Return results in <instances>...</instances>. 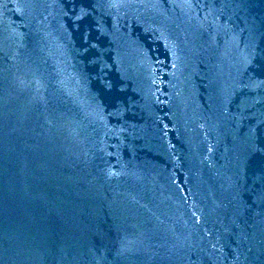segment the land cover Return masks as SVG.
I'll list each match as a JSON object with an SVG mask.
<instances>
[{
    "label": "water",
    "instance_id": "1",
    "mask_svg": "<svg viewBox=\"0 0 264 264\" xmlns=\"http://www.w3.org/2000/svg\"><path fill=\"white\" fill-rule=\"evenodd\" d=\"M0 264H264V0H0Z\"/></svg>",
    "mask_w": 264,
    "mask_h": 264
}]
</instances>
